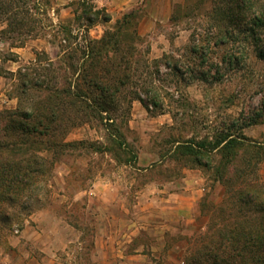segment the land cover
<instances>
[{
    "label": "rangeland",
    "instance_id": "374dc122",
    "mask_svg": "<svg viewBox=\"0 0 264 264\" xmlns=\"http://www.w3.org/2000/svg\"><path fill=\"white\" fill-rule=\"evenodd\" d=\"M221 3L0 0L1 142L14 139L6 112L67 99L64 93L75 89L95 94L80 71L89 66L85 54L94 42L113 34L115 44L106 50L111 63L97 66L100 73L110 69L108 80L119 73V59L133 53L130 80L107 112L75 98L59 106L52 135L15 142L14 153L0 147L1 158L29 156L37 169L0 199V264H210L207 254L194 251L208 232L211 205L222 204L224 186L210 179L212 171L174 153L171 142L210 137L233 124L238 133L264 81V61L243 44H233L232 62L222 61L231 45L214 46L204 63L190 53L223 27ZM125 14L130 21L118 35ZM241 131L264 141V122ZM140 153L157 156L139 160ZM186 168L205 177L200 217L192 221L185 210L170 212L164 204V186L179 182ZM256 173L264 182V162Z\"/></svg>",
    "mask_w": 264,
    "mask_h": 264
},
{
    "label": "trees",
    "instance_id": "16d2710c",
    "mask_svg": "<svg viewBox=\"0 0 264 264\" xmlns=\"http://www.w3.org/2000/svg\"><path fill=\"white\" fill-rule=\"evenodd\" d=\"M221 1L218 10L223 27L214 38H204L202 45L192 46L190 53L197 54L200 62L204 63L209 59L214 46L231 45L230 49L223 52L222 61L232 62L236 59L233 44H243V47L251 48L255 56L264 61V0ZM130 15L125 14L118 21V35L125 31ZM21 22L22 18L18 26H21ZM110 35L100 38L92 44L94 46L88 48L85 58L89 66H82L80 70L83 73L81 81L88 88L96 90L95 94L89 97L90 91L75 89L64 93L69 99L57 98L53 103L39 102L29 108L6 112L5 126L11 127V136L15 140L8 138L0 141V147L5 148L8 153H14L15 142L21 141L23 145L29 136L52 135L50 124L60 118L62 108L59 106L73 105L75 98L87 99L103 112L109 110L116 101L119 89L130 80L129 64L133 54L127 51L125 55L128 57L123 55L117 62L119 73L116 78L106 79L104 74L109 73L110 69H106L107 73H100L97 66L111 63L108 62L110 58L108 59L106 50L115 41L113 34ZM102 54L104 55L101 56ZM165 66L177 71L176 65L171 66L168 61ZM260 90L258 105L247 121L238 127V133L230 130L235 126L233 124L227 129L216 130L210 137H191L185 140L178 138L171 142L174 144V153L186 156L198 166L212 171L210 179L224 186L222 204L211 205L208 232L199 238L200 243L194 251L197 256L207 254L210 264H264V182L256 173L259 164L264 162V141L251 138L241 131L252 124L264 122V81ZM144 93L150 96L151 89L144 88ZM155 98L152 97L149 102L154 106ZM136 99L147 106L145 100L138 95ZM116 143L120 147L122 142ZM215 154L218 155L216 160ZM34 164L35 159L29 156L0 157V199H8L14 190L33 177L37 172Z\"/></svg>",
    "mask_w": 264,
    "mask_h": 264
},
{
    "label": "crops",
    "instance_id": "0c3cea01",
    "mask_svg": "<svg viewBox=\"0 0 264 264\" xmlns=\"http://www.w3.org/2000/svg\"><path fill=\"white\" fill-rule=\"evenodd\" d=\"M157 156L156 153H140L141 156ZM205 177L200 175V170L197 168H186L184 174L180 177L179 182L170 181L166 186L168 190L164 197L165 205L172 212L177 210H185L186 214L190 216V221L196 217H200V210L198 202L205 194L206 188L204 185ZM220 185L217 182L216 186ZM185 197V200L182 198Z\"/></svg>",
    "mask_w": 264,
    "mask_h": 264
}]
</instances>
